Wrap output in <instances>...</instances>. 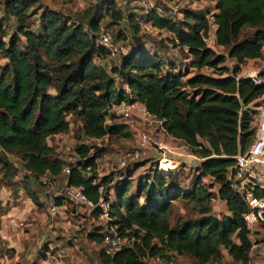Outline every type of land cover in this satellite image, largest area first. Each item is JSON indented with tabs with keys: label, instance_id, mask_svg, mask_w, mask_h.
<instances>
[{
	"label": "trees",
	"instance_id": "1",
	"mask_svg": "<svg viewBox=\"0 0 264 264\" xmlns=\"http://www.w3.org/2000/svg\"><path fill=\"white\" fill-rule=\"evenodd\" d=\"M37 0H3L0 25L12 18L14 33L0 40V168L10 173L5 153L18 155L24 170L38 179L56 174L64 165L46 140L68 129V114L75 115L85 138L120 134L123 123H106V105L121 100L136 101L156 119L163 131L186 146L196 163L190 187L178 180V172L150 164L144 175L130 183L138 162L125 168L113 183L97 179L95 161L102 151L86 144L75 148L79 159L69 165L68 183L82 186L88 200L108 203L106 224L87 238L101 244L103 235L114 229L128 244L112 254L100 251L102 264H142L143 259L169 261L172 254L188 256L197 264L221 262L224 253L233 264H246L253 242L241 214L246 211L231 173L237 154L255 137L251 125L264 97V68L255 78L240 75L246 60L263 56L264 0H213L210 14L215 44L227 49L215 52L205 43L209 31L207 14L186 11L173 20L149 8L142 21L165 29L173 46L188 62L183 71L166 66L156 53L131 47L109 72L93 62L108 57L93 42L94 32L109 13L110 26L120 19L113 0H100L86 9L77 21L59 11L39 6ZM36 17L35 29L28 19ZM133 33L139 29L134 14L128 16ZM252 31L240 37L243 29ZM3 32V31H2ZM117 36H121L118 32ZM234 59L228 66L226 59ZM207 68L211 74L200 72ZM189 69L195 72L189 74ZM115 77V79H114ZM260 102V103H259ZM255 103V104H253ZM252 104V105H251ZM124 134H127L126 132ZM153 161H150V163ZM90 166V173L84 169ZM208 177V182L202 179ZM101 187V192H98ZM215 187V191L210 188ZM257 196L264 197L258 188ZM36 204V198L30 196ZM220 199L225 213L211 212L210 200ZM192 202L196 215H177L170 223L175 201ZM92 214L102 209L96 205ZM264 230V223L260 226ZM1 256V253H0Z\"/></svg>",
	"mask_w": 264,
	"mask_h": 264
},
{
	"label": "rangeland",
	"instance_id": "2",
	"mask_svg": "<svg viewBox=\"0 0 264 264\" xmlns=\"http://www.w3.org/2000/svg\"><path fill=\"white\" fill-rule=\"evenodd\" d=\"M3 0H0V3ZM38 4L32 6L31 11L38 13L39 6H46L52 10L59 11L69 18L70 21H77L86 9L98 3L100 0H37ZM110 1V0H105ZM115 9L120 14L117 24L108 26L119 45V53L115 57H106L102 60L94 59L93 62L104 67L109 74L110 69L118 64L122 54H126L131 47L146 49L150 53L161 56L167 69L170 65L176 70L183 71L188 59L184 53L171 44L172 35L165 29H158L149 23L142 21V14L146 8L138 0H113ZM149 8H155L163 16L173 20L183 19L186 11H199L207 14L209 21V31L205 43L215 52L226 55L227 49L215 44L214 29L210 14L213 10V0H148ZM1 10V8H0ZM139 21V29L133 33L129 24L128 16L133 15ZM1 16V14H0ZM36 17H30L28 24L30 29H35ZM109 13L104 15L102 23L110 22ZM3 31V32H2ZM12 18L4 20L0 25V40L7 41L8 37L14 33ZM252 31L245 27L242 35ZM118 32L121 36H117ZM0 59V63H3ZM234 59H226L225 64L230 66ZM264 68V48L263 56L258 59L246 60L241 66L240 75L253 73L257 75ZM195 71L189 69V74ZM200 72L211 74L207 68H202ZM264 79V76L262 77ZM115 79V77H114ZM264 99V98H263ZM260 103V102H259ZM263 105V104H262ZM259 109V106H255ZM264 108V105H263ZM259 110H257L258 112ZM260 118V113L253 117L251 125ZM68 129L64 133L55 134L47 138L46 142L52 147L56 156L61 159L64 165H71L79 159L75 148L78 144H86L90 151L99 149L101 156L96 160L95 175L97 179L107 177L110 183L122 177L125 168L118 167L119 157L126 151L137 148V133L144 131L149 138V145L146 149V158L139 161V166L134 171L130 183V191L134 190L138 178L146 172L149 165L154 163L161 170H171L178 172V180L186 187H190L192 179L196 174L195 167L199 160L190 154L181 141L175 140L161 130L158 122H142L135 117L124 120L111 113H107L106 123H123L126 125L123 133L106 134L100 138H85L81 132L79 119L72 114L66 116ZM127 134H124V133ZM166 154V159L170 163L169 168L162 169L159 164L160 148ZM6 161L10 165V173L5 174L0 168V264H102L100 259V244L87 238L86 234L97 231L102 226L105 227L106 218L95 217L92 210L83 205L67 203L59 211L50 213L47 210L46 189L40 184L38 179L24 170L21 166L18 155L14 152L5 153ZM150 161H153L150 163ZM132 165V164H130ZM208 182V177L202 179ZM215 191V187L210 188ZM36 198L35 204L30 196ZM211 212L220 216L225 212L224 203L214 197L210 200ZM177 215L195 216L196 212L192 202L177 200L174 202L171 214L168 215L169 222L172 223ZM102 228V229H103ZM100 229V231H102ZM250 239L253 247L246 264H264V230L257 227L251 234ZM142 264H197L188 256H178L172 254L169 261H163L154 257L143 259ZM206 264H233L230 258L224 253L221 262H208Z\"/></svg>",
	"mask_w": 264,
	"mask_h": 264
},
{
	"label": "built area",
	"instance_id": "3",
	"mask_svg": "<svg viewBox=\"0 0 264 264\" xmlns=\"http://www.w3.org/2000/svg\"><path fill=\"white\" fill-rule=\"evenodd\" d=\"M138 1L144 5L146 10L148 9V0ZM93 42L96 46L106 49L110 58L115 57L119 53V45L113 31L102 22L99 23L94 32ZM245 76L253 78L255 82L259 81L253 73ZM105 109L107 113L127 121L131 117H135L142 122L151 123L155 121L160 124V120L156 119L141 103L136 101H111L106 105ZM258 113H260V118L254 123L255 137L243 153L235 156L231 173L233 185L247 206L241 217L246 230L250 234L264 223V197L255 194L258 188L264 190V108H260ZM161 130L163 131L162 128ZM137 134V148L126 151L119 157V168L127 167L146 158V149L149 145L148 135L144 131H138ZM159 148L161 149V147ZM158 159L160 162L162 159H166L163 149L160 150ZM69 172L70 166L63 165L58 173H45L39 177L40 184L46 189L47 210L50 213H55L67 203L83 205L90 209L97 205L102 209L100 216L107 218L108 203L103 202L101 198H99L97 203L88 200L82 186L68 183ZM84 172L86 174L90 173V166H86ZM97 189L98 192H101V187ZM127 244L125 237L120 236L114 229H110L103 235L100 246L104 254L110 255Z\"/></svg>",
	"mask_w": 264,
	"mask_h": 264
},
{
	"label": "bare ground",
	"instance_id": "4",
	"mask_svg": "<svg viewBox=\"0 0 264 264\" xmlns=\"http://www.w3.org/2000/svg\"><path fill=\"white\" fill-rule=\"evenodd\" d=\"M162 160H164V159H162ZM168 161L169 160H164V162L162 163V169L163 168H169L170 167V163ZM160 164H161V162H160Z\"/></svg>",
	"mask_w": 264,
	"mask_h": 264
},
{
	"label": "crops",
	"instance_id": "5",
	"mask_svg": "<svg viewBox=\"0 0 264 264\" xmlns=\"http://www.w3.org/2000/svg\"><path fill=\"white\" fill-rule=\"evenodd\" d=\"M242 76H245V75H242ZM263 98H264V97H261V98L257 99V100L255 101V103L258 102V101H263V100H264ZM255 103H253V104H255ZM262 104L264 105V103H262ZM262 104L259 106V109H260V108H263V105H262ZM251 105H252V104H251ZM259 109H258V110H259ZM257 113H258V112H257ZM263 160H264V158H263ZM224 213H225V212H224ZM252 246H253V245H252Z\"/></svg>",
	"mask_w": 264,
	"mask_h": 264
}]
</instances>
